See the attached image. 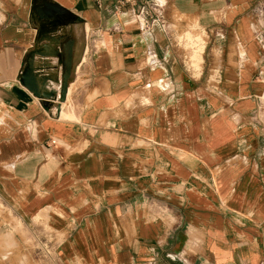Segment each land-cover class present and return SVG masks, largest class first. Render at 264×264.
I'll return each mask as SVG.
<instances>
[{"label":"crops","instance_id":"obj_1","mask_svg":"<svg viewBox=\"0 0 264 264\" xmlns=\"http://www.w3.org/2000/svg\"><path fill=\"white\" fill-rule=\"evenodd\" d=\"M0 264H264V0H0Z\"/></svg>","mask_w":264,"mask_h":264},{"label":"rangeland","instance_id":"obj_2","mask_svg":"<svg viewBox=\"0 0 264 264\" xmlns=\"http://www.w3.org/2000/svg\"><path fill=\"white\" fill-rule=\"evenodd\" d=\"M189 38H191L190 35H188ZM201 37H200V34L197 33L196 34V41L195 42H192L191 44H187V47L190 49V56H191V60H192V63L195 65V66H198L199 63H200V59H199V55H200V51H201V46H202V43H201Z\"/></svg>","mask_w":264,"mask_h":264},{"label":"water","instance_id":"obj_3","mask_svg":"<svg viewBox=\"0 0 264 264\" xmlns=\"http://www.w3.org/2000/svg\"><path fill=\"white\" fill-rule=\"evenodd\" d=\"M24 80H26V82H27V79L29 80V76H28V72H27V74H26V76H25V78H23ZM30 81V80H29ZM28 81V82H29ZM32 89H34L35 91H36V89H37V86H36V84L32 81ZM39 94L42 96V97H45V95H49V96H51V95H54L53 94V92H46L45 94H42L41 92H40V90H39Z\"/></svg>","mask_w":264,"mask_h":264},{"label":"built area","instance_id":"obj_4","mask_svg":"<svg viewBox=\"0 0 264 264\" xmlns=\"http://www.w3.org/2000/svg\"><path fill=\"white\" fill-rule=\"evenodd\" d=\"M97 3H101L102 1L106 0H95ZM135 0H119V4L121 6L131 5L134 4Z\"/></svg>","mask_w":264,"mask_h":264},{"label":"bare ground","instance_id":"obj_5","mask_svg":"<svg viewBox=\"0 0 264 264\" xmlns=\"http://www.w3.org/2000/svg\"><path fill=\"white\" fill-rule=\"evenodd\" d=\"M40 92H41L42 94H45V93H46V90H45V91H42V90L40 89Z\"/></svg>","mask_w":264,"mask_h":264}]
</instances>
